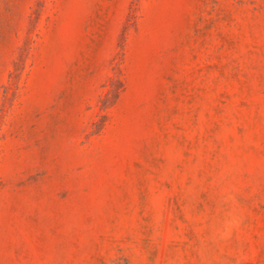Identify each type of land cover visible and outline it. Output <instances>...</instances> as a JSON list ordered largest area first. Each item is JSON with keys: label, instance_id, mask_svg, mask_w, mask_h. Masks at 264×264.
<instances>
[{"label": "rangeland", "instance_id": "1", "mask_svg": "<svg viewBox=\"0 0 264 264\" xmlns=\"http://www.w3.org/2000/svg\"><path fill=\"white\" fill-rule=\"evenodd\" d=\"M0 264H264V0H0Z\"/></svg>", "mask_w": 264, "mask_h": 264}]
</instances>
